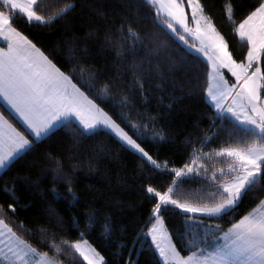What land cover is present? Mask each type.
Masks as SVG:
<instances>
[{
  "label": "snow or ice",
  "instance_id": "6c2138e0",
  "mask_svg": "<svg viewBox=\"0 0 264 264\" xmlns=\"http://www.w3.org/2000/svg\"><path fill=\"white\" fill-rule=\"evenodd\" d=\"M146 3L161 26L207 61L210 83L206 97L215 116L207 117L210 121L207 129H201L197 122L195 131L190 134L194 139L185 141L191 146L189 163L169 168L167 160L160 161L146 150L141 141L170 142L164 134L155 131L160 117L148 115L149 123L143 126L130 119V114L123 109L131 102L127 96L116 101L113 90L117 86L112 79L97 87L100 77L79 63L81 57L76 53L79 51L88 57L87 47L78 48L73 43L66 58L73 66L67 72L62 71L53 58L14 26L17 15L28 25H50L69 15L76 7L74 3H64L49 14V5L44 0H0V37L7 42L6 48L0 47V99L19 118L24 129L21 131L0 112V170L9 169L19 159L35 153L39 144L50 139L57 130L70 135L74 150L84 139L107 135L114 138L121 149L134 153L142 164L149 166L150 177H171L162 191L151 183L144 187L145 199L154 201L150 214V221L154 222L144 235H150L155 252L164 264H264V197L257 195L264 193V0H257L239 23L234 20L231 0L224 5L227 19L234 25V34L246 46V53L240 59L234 57L228 40L201 0H146ZM122 7L128 15L122 17L115 32L107 25L105 14L94 10L92 14L106 22L90 31L88 38L95 42L101 31L106 32L101 48L116 52L120 62L117 71L132 74L133 83L147 103L144 84L153 80V73L163 80L164 66L158 62L156 38L151 33L142 34L133 26L137 24L135 17L139 12L131 10H143L140 0H123ZM130 57L131 62H128ZM175 67L176 62L168 58L167 70L174 71ZM225 72L230 73V77ZM156 87L162 89L163 84ZM170 99L175 102L183 97ZM160 102L163 104V97ZM105 106L112 109L119 122ZM166 107L171 109L174 103ZM126 128L132 129V134ZM197 132L203 135L197 136ZM221 136L229 142L227 147L204 151ZM95 147L98 153L108 148L103 143ZM45 159L55 163L51 169L55 180L71 184L69 173L64 171L59 158L48 154ZM219 159H226L227 166H218L215 161ZM205 160L213 161L212 165L205 164ZM69 168L74 172L77 165L69 164ZM195 177L210 182L212 190L204 194L186 191L183 185ZM4 191L18 201L14 189L5 187ZM68 191L72 193L73 202L77 201L71 187ZM52 193L64 199L55 188ZM249 197L259 202L239 219L230 221L226 230L220 224L206 223L236 214ZM17 206L16 203L0 204V264H62L59 257L65 249L78 256L80 264H107L88 240L60 239L57 242L55 233L50 234L48 227L37 229L38 243H46L53 254L40 251L5 219L8 212L15 214ZM173 211L185 217L184 232L178 239L189 240L184 246L188 251L186 256L181 254L165 227L164 214ZM50 212L55 210L50 209ZM194 218V223H189ZM57 225L62 226L59 217ZM19 227L25 226L21 223ZM87 227L91 228V224ZM218 232L221 235H216Z\"/></svg>",
  "mask_w": 264,
  "mask_h": 264
},
{
  "label": "trees",
  "instance_id": "16d2710c",
  "mask_svg": "<svg viewBox=\"0 0 264 264\" xmlns=\"http://www.w3.org/2000/svg\"><path fill=\"white\" fill-rule=\"evenodd\" d=\"M201 2L205 4L206 12L212 16L217 28L228 40L229 49L234 57L242 58L246 53V46L234 34V25L227 19L224 8L227 0H201ZM231 2L234 5V20L239 23L256 5L257 0H231ZM44 3L49 5V14L58 10L64 3H74L76 7L64 19L55 20L50 25L39 23L28 25L17 15L14 18V26L53 58L62 71L67 72L73 66L66 59L73 43H76L78 48L87 47L88 57L77 51L76 54L81 57L79 63L100 77L97 87L112 79L117 86L113 90L116 101L122 96H127L131 102L123 109L130 114V119L143 126L149 123L146 119L148 115L160 117L156 121L155 131L164 134L170 142L141 141L146 150L160 161L167 160L169 168H180L185 163H189L191 146L185 141L194 139L190 134L195 131L197 122L201 129H207L210 124L207 117L215 116L206 97L209 86L207 61L200 54L189 49L170 30L161 26L154 17L151 6L147 5L146 0H140L143 10H131L139 12L135 17L137 24L133 26L142 34L151 33L156 38L155 46L159 47L158 62L164 66L163 80L158 74L153 73V80L144 84L145 95L148 97L145 103L140 89L133 83L132 74L117 71L120 62L116 52L101 48L106 32L101 31L95 42L88 38L90 31L105 25L106 21L112 31H116L122 22V17L128 15L122 7L123 0H44ZM86 4L90 7H84ZM94 10L103 12L106 21L93 15ZM143 16H147V19H140ZM168 58L176 62L174 71L167 70ZM128 62H131V57ZM117 76L121 79L117 80ZM157 84H163V88L156 87ZM129 89L136 91L131 92ZM84 90L88 91L87 88ZM173 96L183 99L173 102L170 99ZM161 97L163 104L160 102ZM169 103H174V107L167 108L166 105ZM132 104L135 106L132 107ZM0 108L17 127L23 130V127L1 104ZM105 110L114 115L111 108L105 106ZM114 118L119 122L118 117L114 115ZM126 130L132 134V129L126 128ZM196 135L202 136L203 133L197 132ZM97 143L107 145V150L98 153L95 147ZM228 144L229 142L221 136L210 146H206L204 151L219 150L221 147H227ZM48 154L61 160L64 171L69 173L71 184L55 180L51 171L55 163L45 159ZM69 157L74 159L70 160ZM203 162L209 166L213 163L208 160ZM215 163L220 167L227 166L226 159H219ZM69 164L77 165L74 172L69 168ZM150 172L149 166L142 164L134 153L121 149L114 138L102 134L92 140L84 139L81 146L74 150L70 135L64 130H57L50 139L39 144L35 153L26 155L0 173V204L18 205L15 214L8 212L5 219L19 235L33 243L40 251H49L50 255L53 253L47 244L38 243L39 227H48L50 234L55 233L57 242L60 239L88 240L104 256L107 264H157V262L163 264L149 236L144 235L153 222L150 221V214L154 203L145 199L144 187L151 183L158 191H162L171 177L169 175L150 177ZM5 187L14 189L18 201L8 196L4 191ZM69 187L78 197L75 202L72 193L68 191ZM53 188L64 199L56 198L52 193ZM183 188L188 192L200 194L212 190L210 182L201 177L188 179ZM257 195L264 197V193ZM258 202V199L249 197L241 204L236 214H230L223 220L206 221V223L220 224L226 230L230 226V221L239 219L240 215L246 214ZM50 209H54L55 212L51 213ZM164 215L165 226L172 234L174 243L181 250L182 255H188L184 246L188 245L189 240L178 239V235L184 232L185 217L179 211ZM57 217L62 222V226L57 225ZM195 219L189 223H194ZM21 223L24 228L19 227ZM89 224L91 228L87 227ZM106 228L110 231H106ZM26 229H30L31 232ZM216 235L221 233L218 232ZM59 259L62 264H80V258L74 256L70 249H65V253Z\"/></svg>",
  "mask_w": 264,
  "mask_h": 264
},
{
  "label": "crops",
  "instance_id": "0c3cea01",
  "mask_svg": "<svg viewBox=\"0 0 264 264\" xmlns=\"http://www.w3.org/2000/svg\"><path fill=\"white\" fill-rule=\"evenodd\" d=\"M0 47H3V48H6L7 47V42L5 41V40H3V38L2 37H0ZM0 104L8 111V113H10L11 115H12V117L22 126V124H21V122L19 121V118L18 117H15V115H14V113H12L11 112V110L7 107V106H5L4 105V101L2 100V99H0ZM0 112H3L2 110H1V108H0ZM3 114L5 115V117L9 120V121H11L16 127H17V125H16V123L15 122H13L4 112H3ZM23 127V126H22ZM17 128H19V127H17ZM20 129V128H19ZM21 130V129H20ZM24 130V129H23ZM23 130H21V131H23ZM4 170H0V173H2Z\"/></svg>",
  "mask_w": 264,
  "mask_h": 264
},
{
  "label": "rangeland",
  "instance_id": "374dc122",
  "mask_svg": "<svg viewBox=\"0 0 264 264\" xmlns=\"http://www.w3.org/2000/svg\"><path fill=\"white\" fill-rule=\"evenodd\" d=\"M194 42V41H193ZM190 49V48H189ZM192 50V49H191ZM192 51H194V50H192ZM195 52V51H194ZM195 53H197V52H195ZM199 54V53H198ZM201 55V54H200ZM202 56V55H201ZM203 57V56H202ZM225 75L226 76H228V77H230V73H227V72H225ZM233 80H234V78H232ZM209 83H210V80H209ZM154 222V221H153ZM152 222V223H153ZM151 226H152V224H151ZM151 226L149 227V228H151ZM166 227V226H165ZM167 229V228H166ZM168 231V230H167ZM149 236V238H150V240H151V237H150V235H148ZM173 240V239H172ZM174 242V241H173ZM154 246V245H153ZM158 254V253H157ZM162 261V263L164 264V262H163V260H161Z\"/></svg>",
  "mask_w": 264,
  "mask_h": 264
}]
</instances>
